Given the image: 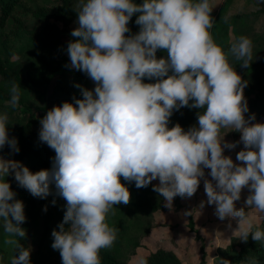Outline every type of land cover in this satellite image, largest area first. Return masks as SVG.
<instances>
[{
    "label": "clouds",
    "instance_id": "clouds-1",
    "mask_svg": "<svg viewBox=\"0 0 264 264\" xmlns=\"http://www.w3.org/2000/svg\"><path fill=\"white\" fill-rule=\"evenodd\" d=\"M212 10L209 0H79L66 67L86 74L95 87L75 85L82 98L73 96L72 102L54 106L40 119L39 139L55 152L50 169L33 173L0 155V221L8 237L4 243L15 250L10 264H31L32 251L14 238H25L20 225L26 217L23 202L3 179L10 175L33 197L46 199L54 185L55 195L66 201L59 230L51 233V247L62 264H101L100 250L111 248L119 231L106 217L115 205L130 202L121 177L138 189L158 180L152 190L167 206L177 196L193 197L203 179L206 203L214 205V214L221 221L239 218L233 234L239 233L244 242L249 236L264 241V231H252L245 212H264V123H253L255 114L245 116L247 82L209 32ZM135 14L139 32L126 36ZM252 48L251 39L240 36L229 53L248 68ZM158 50H166L167 57L157 58ZM19 99L20 86L12 82V108ZM184 107L203 109L197 125L187 131L179 124L169 128L173 111ZM7 121L8 114H0V150L7 146L11 156L20 148L9 137ZM222 128L233 129L240 139L225 141ZM240 144L239 163L224 155L225 149ZM244 189L249 194L238 209Z\"/></svg>",
    "mask_w": 264,
    "mask_h": 264
},
{
    "label": "trees",
    "instance_id": "trees-1",
    "mask_svg": "<svg viewBox=\"0 0 264 264\" xmlns=\"http://www.w3.org/2000/svg\"><path fill=\"white\" fill-rule=\"evenodd\" d=\"M221 1V6L211 12L214 22L209 32L214 42L227 54L229 63L242 81L247 82L244 89L248 108L256 119L264 120V36L258 34L254 26L251 19L254 13L230 14L236 2L246 4L251 0ZM134 3L140 4L142 0H134ZM78 5L79 0H0V114H8L9 137H15L20 148L18 154L10 156V149L5 146L0 150V155L21 162L33 173L50 169L55 156L54 150L39 139L40 119L54 106L72 102L73 96L82 98L80 89L75 85L89 90L95 87L86 74L66 67L70 64L66 48L73 39L70 36L73 30L71 23L78 19ZM137 15H133L130 20V32L126 36L139 32V26L135 24ZM240 36L252 41V59L248 68L241 67V61L229 53L231 44ZM166 57V50L157 51V58ZM12 82L20 86V99L16 108L9 104ZM143 82L156 81L145 79ZM200 111L203 112V109L184 107L179 111L174 110L169 128L179 124L187 131L197 125V113ZM3 179L11 184V190L16 193L15 199L24 204L26 221L20 227L26 230V236L23 239L14 238L25 247H31V264H62L60 253L51 247V233L59 230L57 226L63 221L66 201L55 195L54 185L50 186L53 194L40 199L19 187L13 176ZM121 183L131 193L130 202L127 205H115L106 217L108 225L119 231L112 247L100 250L101 264H128L140 247L141 240L150 234L153 215L166 211L163 204L165 200L152 190L159 181L139 189L135 182L129 183L122 177ZM53 199L56 200L55 205L51 203ZM180 199L177 196L172 202L176 210L181 208ZM188 224L189 229L194 230L191 215ZM252 226V231H264V213L261 221ZM6 238L0 221V264H10L15 254L14 247L4 243ZM217 250L213 264H220L223 259L230 260L231 264H252V261L264 264V241L255 242L251 236L247 242L242 241L240 235L232 236L227 245ZM206 256V247L201 241L198 264H205ZM143 261L146 264H181L178 256L166 249H157Z\"/></svg>",
    "mask_w": 264,
    "mask_h": 264
},
{
    "label": "rangeland",
    "instance_id": "rangeland-1",
    "mask_svg": "<svg viewBox=\"0 0 264 264\" xmlns=\"http://www.w3.org/2000/svg\"><path fill=\"white\" fill-rule=\"evenodd\" d=\"M213 10H217L221 4V0H209ZM264 0H251L246 2H236L231 8L230 14L237 12L254 13L251 19L254 26L258 30V34L264 36ZM78 27L76 21L71 23V28ZM244 97L248 100L247 94ZM252 110L245 114L246 118L252 115ZM262 119H256L253 123H264ZM221 137L227 142H235L240 139V134L230 128H222L220 130ZM243 149L240 144L234 150L225 149L224 155L230 156L234 162L236 161V154ZM209 169H205L206 178ZM155 180L153 182H157ZM215 183V182H213ZM248 190L244 189L241 194V200L236 202V207L239 209L244 206V201L248 196ZM207 196L205 194L203 179H201L200 186L197 192L191 198H181L179 210L175 209V205H168L164 201L166 211H159L153 215V225L150 234L144 237L140 242V247L137 248L135 255H133L128 264H140L144 258L154 253L157 249H166L174 252L181 261V264H198L200 261V246L201 241L206 247V262L205 264H213V259L217 255V249L229 243L232 236H239V233L233 234L238 230V219L226 218L221 221L214 214V205L209 206L206 203ZM201 202H205L203 208L200 207ZM247 217L251 224L259 223L263 217L264 212H259L255 209H245ZM191 213L193 219L194 230L189 229L188 219ZM231 224V229L228 225ZM246 227V225H245ZM200 237L201 239H199Z\"/></svg>",
    "mask_w": 264,
    "mask_h": 264
}]
</instances>
